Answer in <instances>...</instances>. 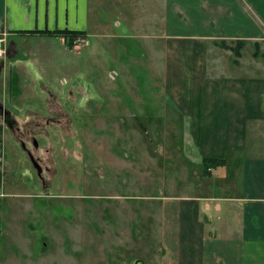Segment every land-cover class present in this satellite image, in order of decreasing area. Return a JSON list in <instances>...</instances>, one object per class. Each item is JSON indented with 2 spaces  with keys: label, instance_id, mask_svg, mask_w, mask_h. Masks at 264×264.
I'll list each match as a JSON object with an SVG mask.
<instances>
[{
  "label": "rangeland",
  "instance_id": "374dc122",
  "mask_svg": "<svg viewBox=\"0 0 264 264\" xmlns=\"http://www.w3.org/2000/svg\"><path fill=\"white\" fill-rule=\"evenodd\" d=\"M90 1L88 32L73 47L53 38L41 49L49 55L26 60L21 89L5 95L13 114L31 120L13 124L5 112L18 154L7 153L0 191V264L170 263L175 249L164 243L158 204L169 207L171 225L175 206L157 204L155 194L163 184L166 196L199 193L197 167L178 148L195 130L187 111L205 103L194 94L264 82V72L253 79L240 72L253 71L254 52L264 64V42L243 40L238 56L216 43L235 47L239 38L205 40L207 21L188 3ZM214 90L230 113L251 122V105L234 106ZM192 137L201 149L199 131ZM203 174L210 176L204 167Z\"/></svg>",
  "mask_w": 264,
  "mask_h": 264
},
{
  "label": "crops",
  "instance_id": "0c3cea01",
  "mask_svg": "<svg viewBox=\"0 0 264 264\" xmlns=\"http://www.w3.org/2000/svg\"><path fill=\"white\" fill-rule=\"evenodd\" d=\"M90 2L0 0V37L5 40V53L0 58V191L7 173V153L18 154V143L10 132V119L5 112L10 113L13 124L31 120L28 115L23 119L13 114L5 95L20 88L16 83H20L25 73L27 59L49 55L50 52L41 49H50L53 38L66 43V37L51 32L65 29L88 32ZM177 2L188 3L189 9H196L207 21L200 25L209 31L203 37L205 40L239 38L253 41L256 47L264 42V0H171V5ZM171 11L173 15L182 14L177 7ZM256 55L254 52L251 58L253 71H240L251 73L252 79L259 71L264 72V64ZM15 61L16 67H11ZM257 82L252 89L211 88L194 94L205 97V103L187 111L189 117L185 121L189 129L195 130H188L185 144L178 148L182 161L198 169L191 176L199 193L166 196L170 187L166 189L163 184L162 194H155L157 204L171 201L175 206L171 207V225L166 222L169 207L158 204L162 206V225L165 224L164 243L168 241L166 247L175 249L167 264H264V82ZM214 89L232 97L234 106L239 102L243 105L247 102L246 107L251 105L255 112L251 122L245 124V116L239 115L238 110L230 113L225 101L213 97H221ZM227 128L232 130L227 132ZM197 130L198 141L203 142L201 149L192 137ZM205 155L225 159L223 165L210 169V176L203 174ZM181 199L191 206L178 203Z\"/></svg>",
  "mask_w": 264,
  "mask_h": 264
},
{
  "label": "trees",
  "instance_id": "16d2710c",
  "mask_svg": "<svg viewBox=\"0 0 264 264\" xmlns=\"http://www.w3.org/2000/svg\"><path fill=\"white\" fill-rule=\"evenodd\" d=\"M51 33L54 34H61L64 35L68 41V44L70 47H73L74 45V37L76 36H81L83 34H85L84 31H76V30H57V31H53ZM217 45H221L225 48H230L232 50H235V53L238 56H241V51L240 49L242 48V45L244 44L242 40H238L237 46L235 47H230L226 41H217L216 43ZM225 162V159H221V158H210V157H205L203 159V167L205 168V174H210L211 171L210 169L214 166H221L223 165Z\"/></svg>",
  "mask_w": 264,
  "mask_h": 264
},
{
  "label": "built area",
  "instance_id": "2783aa9c",
  "mask_svg": "<svg viewBox=\"0 0 264 264\" xmlns=\"http://www.w3.org/2000/svg\"><path fill=\"white\" fill-rule=\"evenodd\" d=\"M4 44H5L4 38L0 37V58L3 57L5 53Z\"/></svg>",
  "mask_w": 264,
  "mask_h": 264
},
{
  "label": "water",
  "instance_id": "95a60500",
  "mask_svg": "<svg viewBox=\"0 0 264 264\" xmlns=\"http://www.w3.org/2000/svg\"><path fill=\"white\" fill-rule=\"evenodd\" d=\"M8 123H9V121H8Z\"/></svg>",
  "mask_w": 264,
  "mask_h": 264
}]
</instances>
